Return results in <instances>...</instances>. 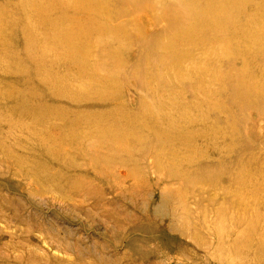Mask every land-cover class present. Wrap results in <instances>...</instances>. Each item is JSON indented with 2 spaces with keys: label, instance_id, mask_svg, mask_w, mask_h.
<instances>
[{
  "label": "rangeland",
  "instance_id": "374dc122",
  "mask_svg": "<svg viewBox=\"0 0 264 264\" xmlns=\"http://www.w3.org/2000/svg\"><path fill=\"white\" fill-rule=\"evenodd\" d=\"M75 2L0 0V264H264V62L247 55L259 42L250 36L264 22V0L232 7L145 0L130 14L127 41L102 34V17L91 24L74 18ZM209 5L229 16L220 27L234 34L240 50L232 47L228 71L244 69V80L223 82L198 102L188 95L192 81L184 86L170 76L186 62L148 46ZM42 10L50 18L38 19ZM211 19L204 15L197 27L213 32ZM75 26L85 29L83 48L97 47L98 70L87 78L76 75ZM193 40L188 53L208 69L210 45ZM82 53L83 68L91 51ZM118 60L123 67L115 75ZM172 104L195 119L193 127H212L205 128L210 135L172 151L178 138L166 134L177 124H158ZM182 111H174L176 122ZM41 119L49 120L45 129L28 134L8 125ZM126 122L127 133L112 131L126 141L109 145L106 126ZM84 128L95 139L76 151L71 145L88 134ZM38 132L39 142H62L59 157L44 155L30 137Z\"/></svg>",
  "mask_w": 264,
  "mask_h": 264
},
{
  "label": "bare ground",
  "instance_id": "6f19581e",
  "mask_svg": "<svg viewBox=\"0 0 264 264\" xmlns=\"http://www.w3.org/2000/svg\"><path fill=\"white\" fill-rule=\"evenodd\" d=\"M46 2V0H44ZM75 6H74V18L75 17H86L89 21V24L92 23V21L97 18L102 17V24L104 28H99L100 32L102 34H117L119 37H121V41H127L126 38L128 36L127 27L133 26V20L130 18V14L135 12L137 8L142 7L145 4V0H102L103 4H99L101 0H75ZM246 0H215V3L218 5H225L228 7L239 5L241 2H245ZM42 7L47 10L45 4H41ZM42 10L40 12V16L37 17L38 19H47L50 18L49 12ZM206 11H208L206 13ZM165 13V12H164ZM208 15L212 19L209 21L210 27H213L215 29L213 32H208L205 29H199L197 25H199V19H204V15ZM82 15V16H81ZM229 16L227 15V12H224V8L222 6H215V5H209L205 8L193 12L192 16H190L187 20H184L185 25H182L183 29H180L181 23H177V26H174L169 29L165 33H161L160 36H163L162 38L158 39V43H152L150 46L153 48L156 46V52L157 55H160L164 58V56H167L166 58H170L173 61L179 62L180 64L186 62L187 69L184 67H181V70L177 68L175 70L174 75L170 74V76H174L175 78H178L179 83L182 85H186L188 82H191L194 84L193 87L190 88V92L188 95L191 96V100L195 97V101L211 98V90H214L216 92V86L223 85L225 82L229 83L231 80H237L241 81L244 80V69L240 70H234L230 69L228 71V66L231 61V55H232V47L234 52H238L240 50V45L238 40H235L234 34L232 32H228L227 29H223L220 27L223 23L227 24V18ZM129 18L127 22L125 20ZM125 19L123 22H120V24H117L116 21ZM76 22L80 23L78 18H76ZM68 22H64L63 25H65L68 28V33L65 35H62L64 39L68 38L70 35L69 27L70 25H67ZM96 25V24H95ZM98 28V27H96ZM82 31L85 33V29L82 27H74V60H76L77 64L82 63L83 59V53L82 51L87 52V56L90 57L91 60L88 61L86 66L83 68L78 66L76 63V66L78 68L77 76L79 78H87L90 73L96 72L98 70V67H96L93 63L92 56L97 51V47L94 43H91V48H83L81 44V37L79 35V32ZM254 31V33H251V38H258L259 42H257L256 48L254 50L247 51V55L252 57L254 54L264 62V22H257L256 26L251 30ZM218 32V33H217ZM219 32H224V35H220ZM215 36H213V34ZM198 37L200 40H205L208 42V44H204V47L207 45H210V49L212 50L209 53H205L206 55L210 56V62H209V68H201L199 64H197L195 57L193 56V53H188V51H192L195 47V43L193 40V36ZM220 35V37H219ZM259 35V36H257ZM159 36V37H160ZM135 38V36H133ZM132 40V36L130 35V38L128 42ZM119 41V39H117ZM127 42V44H128ZM218 42H220L218 44ZM120 43V42H119ZM144 43V42H143ZM224 45H223V44ZM142 47L145 48V45H142ZM141 47V48H142ZM113 47L110 46L108 43L106 45V49H109L112 51ZM105 49V48H103ZM208 52V51H207ZM233 52V53H234ZM169 59V60H170ZM122 60L117 61V65L112 68L115 75H118L122 71ZM220 63V64H219ZM219 64V66H218ZM95 66V67H94ZM172 71V70H171ZM170 71V72H171ZM186 71H190L191 76H187ZM258 71L254 69V72ZM159 74V73H158ZM143 78V77H142ZM143 80V79H142ZM224 82V83H223ZM223 83V84H222ZM114 85V84H113ZM144 85V84H143ZM247 86H251L250 84H247ZM264 86V85H261ZM115 89V88H114ZM220 91V90H219ZM24 101V100H23ZM25 102V101H24ZM171 107L173 108L169 112V116L167 117V120H162L158 122L159 126H163L165 124L170 123L171 126L177 124L175 126V130H172V133H167L166 138L171 140L172 142L175 141L178 138V146L174 147L172 151H176L181 147L186 146V144L189 141H192L194 139H198L200 141H204L212 132V127H209L207 125H201V126H195L193 127L195 123V119L192 121L189 118H186L184 116V113L182 109L176 108L175 104H172ZM152 108V107H151ZM177 110H181L183 116H180V121L176 122L173 118L174 111L177 112ZM205 113V112H204ZM179 115V114H178ZM135 117V116H134ZM154 120V118L151 116L149 119V123L151 125V122ZM143 121V120H142ZM49 123V120L47 119H41L38 121H31L27 124H8L10 127L14 129H19L20 131H24L27 134L31 131H35L36 129H45V125ZM132 123V122H131ZM129 123V125L131 124ZM231 123V122H230ZM158 124L155 122L152 126L157 127ZM138 127V130L140 131L141 124L136 125ZM181 127V129H180ZM209 128L210 133H208L207 129ZM78 129V128H77ZM100 129V128H99ZM97 129V130H99ZM116 129H122V133L128 132V122H126L123 125H108L106 126L105 133L102 134V137L107 140L109 145H113L112 143L119 141H126L127 138L122 136H116L115 133L112 131ZM160 131L159 137H164V131ZM77 132L76 128L74 127V133ZM83 132H88V134L84 137H79L77 139L74 138V142H76V145H71L74 147V150H79L82 148L80 145L81 141H86L91 139H95V133H92V130H88L84 128ZM14 133H21L19 131L13 132L10 131V134ZM92 133V134H90ZM180 133L184 134L185 139L180 140ZM214 134V133H213ZM38 133L32 134L30 137L34 138L36 144L40 147H42V150L44 151V155L51 156L52 154L57 155V157L60 156V151L58 150L59 146H62V142H57L55 140H45L41 139L40 142L38 141L39 137ZM52 135V134H51ZM22 136V135H21ZM53 136V135H52ZM166 138H160V140H165ZM21 139V138H19ZM26 139V138H25ZM43 141V142H41ZM120 150H117V152ZM79 152V151H78ZM129 152V151H125ZM148 156V155H147ZM185 157V156H184ZM201 157V156H200ZM186 158V157H185ZM204 158V157H203ZM92 166V165H91ZM241 180V179H240ZM237 187V186H235ZM44 188V187H43ZM238 188V187H237ZM256 188V187H255ZM250 189V188H249ZM241 190V189H239ZM246 190V189H245ZM242 237V234L240 237L236 238V240L240 239ZM243 238V237H242Z\"/></svg>",
  "mask_w": 264,
  "mask_h": 264
}]
</instances>
